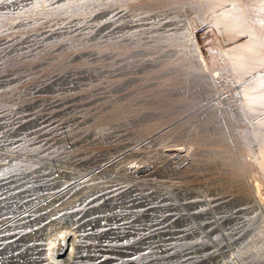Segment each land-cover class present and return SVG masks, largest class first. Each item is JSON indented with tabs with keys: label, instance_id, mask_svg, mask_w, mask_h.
<instances>
[{
	"label": "rangeland",
	"instance_id": "rangeland-1",
	"mask_svg": "<svg viewBox=\"0 0 264 264\" xmlns=\"http://www.w3.org/2000/svg\"><path fill=\"white\" fill-rule=\"evenodd\" d=\"M1 80L0 109L29 114L0 129V178L24 173L0 191V237L17 238L0 264L109 184L137 239L166 224L141 263L264 264V0H0Z\"/></svg>",
	"mask_w": 264,
	"mask_h": 264
},
{
	"label": "bare ground",
	"instance_id": "bare-ground-1",
	"mask_svg": "<svg viewBox=\"0 0 264 264\" xmlns=\"http://www.w3.org/2000/svg\"><path fill=\"white\" fill-rule=\"evenodd\" d=\"M260 1V0H259ZM45 35V34H44ZM5 40V39H4ZM34 40V39H33ZM6 41V40H5ZM11 42V41H10ZM199 58H200V60L201 61H203V59H202V57H201V55H199ZM9 83V82H8ZM3 84V80H1L0 81V86ZM49 93V92H48ZM38 94V93H37ZM47 105V104H46ZM27 106V105H26ZM5 107V106H4ZM30 107V106H29ZM1 108V107H0ZM7 108V107H6ZM52 108V107H51ZM37 109V108H36ZM47 109V108H46ZM49 109V108H48ZM47 109V110H48ZM16 110V111H15ZM14 111L15 112H10L9 111V109L8 110H6L5 108H3V109H0V129H3L4 127H6V126H8L12 121L10 120V121H8V118L12 115V113H20L19 114V116H17V117H23L24 115H27V114H29V113H25L27 110H29V108L28 107H21L20 106V108H18V109H15ZM40 110V109H39ZM38 110V111H39ZM33 112V111H32ZM46 112V111H45ZM57 112V111H56ZM38 113V112H37ZM41 113H42V111H41ZM36 114V113H35ZM34 114V115H35ZM47 114V113H46ZM51 114V113H50ZM64 114V113H63ZM41 115V114H40ZM42 115H43V113H42ZM41 115V116H42ZM45 115V114H44ZM15 117H16V115H14ZM28 116V115H27ZM50 117V116H49ZM11 118V117H10ZM34 118V117H33ZM46 119V118H45ZM15 121V120H14ZM16 122H19V126H24V124H27L28 125V122H27V120H22V119H18V120H16ZM12 123H14V122H12ZM31 123V122H30ZM35 124V123H34ZM60 124V123H59ZM39 125V124H38ZM61 125V124H60ZM49 126V125H48ZM47 126V127H48ZM10 127V126H9ZM33 127V126H32ZM41 127V126H40ZM65 126H63V128H64ZM14 128V127H13ZM28 128V127H27ZM43 128V127H42ZM59 128H61V127H59ZM16 129V128H15ZM47 129V128H46ZM5 131L7 130V128H5L4 129ZM21 130V129H20ZM47 130H49V129H47ZM17 131V130H16ZM22 132V131H21ZM32 132H34V131H32ZM39 132V131H38ZM41 132V131H40ZM45 132H46V130H45ZM1 133V132H0ZM55 133V132H54ZM60 133H62V132H60ZM6 134V133H5ZM17 134V132H14V133H12V135L14 136V138H13V140L12 141H10V142H5L6 144H13L14 145V143L15 142H17V136L15 137V135ZM36 134V133H35ZM41 134V133H40ZM39 134V135H40ZM50 134V133H49ZM66 134V133H65ZM8 135V134H7ZM25 135V134H24ZM55 135V134H54ZM2 136L3 135H1L0 134V143H2V141H4V139H2ZM26 136V135H25ZM35 136V135H34ZM33 136V137H34ZM53 136V135H52ZM24 137V136H23ZM31 137H32V135H31ZM32 137V138H33ZM10 138V137H9ZM40 138V137H39ZM45 138V137H44ZM28 139V138H27ZM50 139V138H49ZM51 140V139H50ZM36 141H38V140H36ZM59 141V140H58ZM125 141V140H124ZM23 142V141H22ZM35 142V141H34ZM50 142V141H49ZM52 142V141H51ZM55 142V141H54ZM29 143V142H28ZM41 143V142H40ZM39 144V143H38ZM35 145H37V144H35ZM56 145V144H55ZM5 146V145H4ZM40 146V145H39ZM38 146V147H39ZM1 147V146H0ZM10 147V146H9ZM14 147V146H13ZM37 147V148H38ZM9 150V149H8ZM10 150H12L11 148H10ZM134 150V149H133ZM15 151V150H14ZM22 152V151H21ZM173 153V152H172ZM15 154V153H14ZM2 155V154H1ZM17 155V154H16ZM11 157V156H10ZM79 157V156H78ZM5 159V158H4ZM7 159V158H6ZM21 159V158H20ZM48 159V158H47ZM50 159V158H49ZM70 160V159H69ZM79 160V159H78ZM1 161V160H0ZM72 161V160H71ZM81 161V160H80ZM69 163V162H68ZM130 165V164H129ZM129 167H131V166H129ZM126 169V168H125ZM133 169H135V168H133ZM129 170H131V169H129ZM138 170V169H137ZM68 171V170H67ZM71 171V170H70ZM134 171V170H133ZM144 171V170H143ZM136 172V171H135ZM139 172V171H138ZM141 172V171H140ZM126 173H127V171H126ZM152 173V172H151ZM130 174V173H129ZM180 174V173H179ZM24 175V173H12V174H9V175H7V176H3V177H1L0 178V191L1 190H4V191H7V189H12V186H11V183H12V181L14 180V179H16V178H20V177H22ZM105 175V174H104ZM103 175V176H104ZM125 175V174H124ZM127 175V174H126ZM132 175V174H131ZM142 175V174H141ZM130 176V175H129ZM133 176H135V175H133ZM53 177V176H52ZM72 177V176H71ZM95 177V176H94ZM107 177V176H106ZM103 178V177H102ZM80 179V178H79ZM92 179V178H91ZM104 180V179H103ZM115 180V179H114ZM75 181V180H74ZM77 181V180H76ZM79 182V181H78ZM83 182V181H82ZM101 182V181H100ZM112 182V181H111ZM111 182H109V183H111ZM118 182V181H117ZM122 182V181H121ZM113 183V182H112ZM74 184V183H73ZM76 184V183H75ZM94 184H95V182H94ZM98 184V183H97ZM91 185V184H90ZM93 185V184H92ZM106 185V184H105ZM113 185H115V184H113ZM113 185L111 184H109V185H106V187H103V188H97L96 190H95V188H94V190L95 191H92V190H90L92 193H88V194H86L84 197V199H82L81 201H79V199H74V200H72L70 203H68V205H57V207L55 208V209H53L52 211H50V212H53V214L55 215L58 211H63V214H62V216L64 217V218H66V217H72V218H75V221L74 222H80L82 219H84L85 217H91V219L92 220H89V222H93V223H96L95 224V226L94 227H98L99 229H97L96 228V230L93 232V235L92 234H90V238H92V237H94L96 240H97V242H94L93 244H91L90 245V247H86V246H84L83 245V247H84V250H85V256H81V254L79 255V256H76V259L75 260H73L72 259V261H70L68 264H77V262H83V264H146V263H141L140 262V257H138V258H135V259H133V260H131L129 257H130V255L132 256L133 254H136V253H140V256H147V257H149L150 255H151V250L148 252L147 251V254H141V252H142V250H144V249H146V248H148V249H151L152 248V244H151V240H152V238H153V236H155L156 234H158L159 232H162L163 230H161V228L162 227H166V224H164L163 222V220H161V221H156V222H153V224H152V227L150 226V229H151V234H145V235H143L142 234V236L140 237L139 236V238L137 239V236L134 234V232H133V227L134 226H132V224H131V222H134V221H130L129 220V218L132 216V215H122V225L120 224V223H118L117 222V220H116V213L114 212V207H113V205H111L112 204V202L116 199L117 200V195L119 194V193H117V192H119V191H117L118 190V187H117V189L116 188H111V187H113ZM85 186H86V184H85ZM95 186V185H94ZM78 187V186H77ZM84 187V186H83ZM91 188H92V186H90ZM87 188H89V187H87ZM111 188V189H110ZM120 188V187H119ZM81 189H82V187H81ZM116 190V191H115ZM140 192V191H139ZM74 193V192H73ZM81 193V192H80ZM44 193H42V195H43ZM47 194V193H46ZM94 194H96V196L95 197H93V198H91V199H88V201L86 202L85 201V199L86 198H89V197H91L92 195H94ZM13 195V194H12ZM56 196L57 195H59V193H57V194H55ZM78 195V194H77ZM122 195V194H121ZM19 196V195H18ZM45 196H47V195H45ZM74 196V195H73ZM72 196V197H73ZM117 196V197H116ZM132 196V193H130V196L129 197H131ZM146 196V195H145ZM8 197V196H7ZM21 197V196H20ZM102 197H106V202H105V204H102V202H99V203H101L102 205H98L97 204V202H96V200L97 201H99V199H101ZM142 197H144V195L142 196ZM255 197V196H254ZM43 198H47V197H44L43 196ZM75 198V197H74ZM83 198V197H82ZM119 198V197H118ZM140 196L139 195H133L130 199H129V201L131 202V206H136V205H143V202L140 200ZM136 200H138V201H136ZM63 201V200H62ZM79 201V203H77ZM101 201V200H100ZM255 201V200H254ZM55 202H56V197H55ZM126 202V201H125ZM139 202H141V203H139ZM190 202V201H189ZM189 202L188 201H186V204H189ZM220 202V201H219ZM127 203V202H126ZM60 204H62V203H60ZM84 204V205H83ZM114 204V203H113ZM238 204V203H237ZM119 205V204H118ZM120 205H121V203H120ZM124 206V205H123ZM127 206H129V208H130V204L128 203L127 204ZM126 206V207H127ZM157 206H160V205H157ZM162 206H164V205H162ZM47 207L48 206H45L44 208H46V210H47ZM78 207V208H77ZM74 208H77L76 210H74V211H72ZM135 210V209H134ZM133 210V211H134ZM136 211V210H135ZM239 211V210H238ZM125 212H127V211H125ZM123 213H124V211H123ZM129 213V212H128ZM52 214V213H51ZM80 214H82V215H80ZM95 214H97L98 216V218L97 219H94L92 216L93 215H95ZM124 214H127V213H124ZM174 214V213H173ZM25 215V216H24ZM23 216H24V223H27V222H30V220L31 219H33V217L34 216H36V218H35V220H34V222H36V220L39 218V215L40 214H38V215H35V214H32V213H27V214H24ZM77 215H80V217L78 218L77 217ZM149 215H151V214H149ZM148 215V216H149ZM170 216H171V214H169ZM49 216V215H48ZM48 216H46V215H43V218H47ZM167 216V215H166ZM14 217V216H13ZM12 216H10V217H8L7 218V220H5V222L4 221H1V222H3V224H12L14 221L12 220V218H13ZM20 217V216H19ZM134 217V216H133ZM15 219H18V218H15ZM21 219V218H20ZM112 219L113 220H115L114 221V224L116 225V227L115 228H113V227H110L109 228V225H108V222L109 221H112ZM126 219H128V220H126ZM136 219V218H135ZM138 219H139V217H138ZM55 220H57V219H55ZM55 220L53 219V221H50L49 220V223L47 222L44 226H43V228L46 230V229H48L50 226H52L53 224H55ZM132 220V219H131ZM140 220V219H139ZM141 220H143V219H141ZM15 221H17V220H15ZM100 221H102V223H100ZM154 221H155V219H154ZM22 222V221H21ZM21 222H18L17 224H20ZM148 222V221H147ZM136 223V222H135ZM142 223V222H141ZM140 223V224H141ZM160 223H163V225H160ZM111 224H113V222L111 223ZM108 225V228H104V227H106ZM2 226H4V228H7V225H2ZM142 226V225H141ZM143 226H145V225H143ZM18 227H21V226H18ZM33 227V226H32ZM93 226H92V228H94ZM149 227V226H148ZM1 228V227H0ZM22 228V227H21ZM104 228V229H103ZM120 228H122L121 230H120ZM17 229H20V228H17ZM145 229V228H144ZM99 230V231H98ZM137 230V229H136ZM4 231V230H3ZM19 231V230H18ZM146 231V230H145ZM149 231V230H148ZM23 232V231H22ZM55 232V231H54ZM144 232V231H143ZM17 233V232H16ZM21 232H18L17 234H20ZM31 233L34 235L35 233L37 234V235H40L42 232H40L39 230L38 231H31ZM111 233H113V234H116V236H121L120 238L118 237V238H116V239H111V238H109V235L111 234ZM139 233H142V232H139ZM163 233H164V231H163ZM162 233V234H163ZM161 234V235H162ZM22 234H20L18 237H20ZM161 235L159 236V238L161 237ZM92 236V237H91ZM129 236H131V239L129 238ZM134 238H133V237ZM124 237H127V238H129L130 240H132V241H130V240H128V242H131L130 244H126V246H122V244H120V245H118V241H120V240H122ZM135 237H136V241H134L135 240ZM164 237V236H163ZM163 237H161V238H163ZM99 238V239H98ZM160 238V239H161ZM17 238H14V239H11V240H8V239H5V240H2L1 239V237H0V246H4V245H6V244H10V243H12V242H16L17 240H16ZM134 239V240H133ZM159 239V240H160ZM124 240V239H123ZM158 240V239H157ZM163 240H166V239H163ZM154 241V240H153ZM156 241V240H155ZM159 242V241H158ZM125 243V242H124ZM161 246V245H160ZM169 246V245H168ZM19 247H20V245H19ZM155 247V246H154ZM158 247V246H157ZM22 248V247H21ZM127 249V250H129V249H133L130 253L129 252H127L126 254H125V251H123V249ZM1 249V248H0ZM12 250V248H7V251H6V254H8V253H10L11 252V250ZM167 249V248H166ZM10 250V251H9ZM49 250V249H48ZM13 251V250H12ZM5 252V251H4ZM24 252V251H23ZM21 253L23 256H24V254L27 256V254L24 252V253ZM36 253H38L35 257H37L38 258V260H40V257H41V255H42V253H44V252H42L41 251V249L39 248V246H38V248L36 249V251H35ZM161 253V252H160ZM5 254V253H4ZM15 254H17V253H14L13 255H15ZM31 254V253H30ZM46 254V255H45ZM45 254H44V256L46 257V258H49L50 260H51V262L52 261H56L55 260V258H54V256L50 253V251H47V252H45ZM156 254V253H155ZM158 254V253H157ZM9 255V254H8ZM124 255H125V259H122V258H124ZM137 255V254H136ZM2 256V255H1ZM123 256V257H122ZM4 257V256H3ZM34 257V258H35ZM9 258V257H8ZM154 258V257H153ZM156 258H158V257H156ZM162 258V257H161ZM189 258V257H188ZM102 259V260H101ZM5 260H6V258H5ZM11 261V260H10ZM17 261V260H16ZM156 261V260H155ZM159 261V260H158ZM185 261V260H184ZM6 262V261H5ZM57 262H59V261H57ZM60 262H62V260H60ZM147 262V261H146ZM147 264H153V262L151 261V260H149V263H147Z\"/></svg>",
	"mask_w": 264,
	"mask_h": 264
},
{
	"label": "built area",
	"instance_id": "built-area-1",
	"mask_svg": "<svg viewBox=\"0 0 264 264\" xmlns=\"http://www.w3.org/2000/svg\"><path fill=\"white\" fill-rule=\"evenodd\" d=\"M74 210L76 209L74 208L72 211ZM114 212L116 213L115 218L117 222L122 225V209L118 207H114ZM62 214H63V211L62 212L58 211L55 215H52L50 219H47L44 224L29 227L27 231L23 232V233H26L30 231H38L40 227L44 226L47 222L49 223V220L51 221L53 219L54 220L57 219L55 220V224L52 225L55 227V232H52L53 231L52 226H50L48 229L44 230L38 237L35 238L34 241H39L38 243L35 242L29 245V246L31 245L39 246L41 251L44 252L42 253L40 257V260H38L37 258L35 259L34 257H31V256L24 258L22 254H21L22 256L17 254L16 255L17 264H30L29 262H31V264H68L70 261H72V259L75 260L76 256H79L80 254L81 256H85V250H84L83 245L86 247H90L91 244H93L94 242H97V240L94 237L91 236L92 238H90L89 236L90 234L93 235V232L96 230V228L97 229L99 228L94 227L96 223L89 222V220H92L91 217H88V218L85 217L80 222H74L75 218H72V217L64 218ZM80 215H77V217L79 218ZM97 216L98 215L95 214L92 217L94 219H97L98 218ZM114 221L115 220L112 219V221L108 222L109 228L116 227V225L114 224ZM112 222L113 224H111ZM100 223H102V221H100ZM108 225L104 228H108ZM92 226L94 228H92ZM121 229L122 228H120V230ZM23 233H20V234H23ZM118 237L120 238L121 236H116V234H113V233L109 235V238L111 239H116ZM28 241L29 240H26L25 244ZM120 244H122V240L118 241V245ZM48 249L50 253L54 256L56 261L51 262L49 258H46L44 256L45 252H47ZM138 255H136V257H133V258L134 259L138 258L137 257ZM60 260H62V262H60ZM77 264H83V262H80V263L77 262Z\"/></svg>",
	"mask_w": 264,
	"mask_h": 264
}]
</instances>
